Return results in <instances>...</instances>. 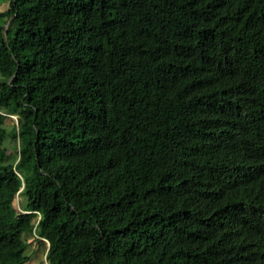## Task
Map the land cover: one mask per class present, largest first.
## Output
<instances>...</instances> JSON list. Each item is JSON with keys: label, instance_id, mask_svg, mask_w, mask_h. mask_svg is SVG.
<instances>
[{"label": "trees", "instance_id": "1", "mask_svg": "<svg viewBox=\"0 0 264 264\" xmlns=\"http://www.w3.org/2000/svg\"><path fill=\"white\" fill-rule=\"evenodd\" d=\"M2 3L0 264H264V0Z\"/></svg>", "mask_w": 264, "mask_h": 264}, {"label": "rangeland", "instance_id": "2", "mask_svg": "<svg viewBox=\"0 0 264 264\" xmlns=\"http://www.w3.org/2000/svg\"><path fill=\"white\" fill-rule=\"evenodd\" d=\"M8 5H0V12L4 13L7 10ZM15 117H9L6 120V125H11L16 123ZM21 203H22V197L18 196L16 199V207L17 209L21 211ZM36 234L34 235V237ZM33 240L30 238L27 239L28 247H27V255L29 257V260L26 264H45V250L42 247H38L36 243H32Z\"/></svg>", "mask_w": 264, "mask_h": 264}, {"label": "crops", "instance_id": "3", "mask_svg": "<svg viewBox=\"0 0 264 264\" xmlns=\"http://www.w3.org/2000/svg\"><path fill=\"white\" fill-rule=\"evenodd\" d=\"M4 5L3 3L1 4V6Z\"/></svg>", "mask_w": 264, "mask_h": 264}, {"label": "water", "instance_id": "4", "mask_svg": "<svg viewBox=\"0 0 264 264\" xmlns=\"http://www.w3.org/2000/svg\"><path fill=\"white\" fill-rule=\"evenodd\" d=\"M48 246V245H47Z\"/></svg>", "mask_w": 264, "mask_h": 264}]
</instances>
